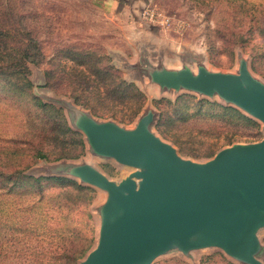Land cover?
<instances>
[{
    "label": "rangeland",
    "instance_id": "374dc122",
    "mask_svg": "<svg viewBox=\"0 0 264 264\" xmlns=\"http://www.w3.org/2000/svg\"><path fill=\"white\" fill-rule=\"evenodd\" d=\"M148 5L169 22L142 20ZM244 67L264 84V0H0V264H83L99 243L107 193L75 171L89 164L119 182L133 169L95 154L76 111L128 130L152 115L179 158L206 163L263 141L264 122L149 76ZM205 231L151 264H249L195 248Z\"/></svg>",
    "mask_w": 264,
    "mask_h": 264
},
{
    "label": "water",
    "instance_id": "95a60500",
    "mask_svg": "<svg viewBox=\"0 0 264 264\" xmlns=\"http://www.w3.org/2000/svg\"><path fill=\"white\" fill-rule=\"evenodd\" d=\"M149 77L162 87L217 93L264 122V84L245 67L240 76L184 69ZM75 114L74 124L97 156L133 169L119 182L93 165L76 169L75 176L107 193L99 243L83 264H151L203 229L195 248L215 245L240 261L262 264L257 255L264 228V140L233 145L196 163L179 158L151 132L152 115L128 130Z\"/></svg>",
    "mask_w": 264,
    "mask_h": 264
},
{
    "label": "built area",
    "instance_id": "2783aa9c",
    "mask_svg": "<svg viewBox=\"0 0 264 264\" xmlns=\"http://www.w3.org/2000/svg\"><path fill=\"white\" fill-rule=\"evenodd\" d=\"M142 20H147L149 22L153 23H159V24H165L169 22V19H165L163 15L160 13V11L155 7L148 5L142 10L141 13Z\"/></svg>",
    "mask_w": 264,
    "mask_h": 264
},
{
    "label": "crops",
    "instance_id": "0c3cea01",
    "mask_svg": "<svg viewBox=\"0 0 264 264\" xmlns=\"http://www.w3.org/2000/svg\"><path fill=\"white\" fill-rule=\"evenodd\" d=\"M115 1H116V0H115ZM102 172H103V171H102ZM132 172H133V171H131V173H132ZM103 173H104V172H103ZM131 173H129V175H130ZM129 175H128V176H129Z\"/></svg>",
    "mask_w": 264,
    "mask_h": 264
},
{
    "label": "trees",
    "instance_id": "16d2710c",
    "mask_svg": "<svg viewBox=\"0 0 264 264\" xmlns=\"http://www.w3.org/2000/svg\"><path fill=\"white\" fill-rule=\"evenodd\" d=\"M41 155H43V154H41Z\"/></svg>",
    "mask_w": 264,
    "mask_h": 264
}]
</instances>
